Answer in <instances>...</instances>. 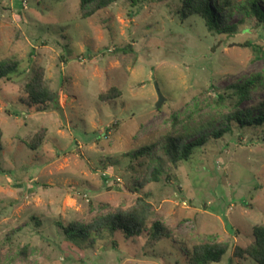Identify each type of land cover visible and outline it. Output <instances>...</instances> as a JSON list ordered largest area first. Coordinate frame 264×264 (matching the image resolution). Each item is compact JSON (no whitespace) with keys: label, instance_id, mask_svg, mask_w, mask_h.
<instances>
[{"label":"rangeland","instance_id":"1","mask_svg":"<svg viewBox=\"0 0 264 264\" xmlns=\"http://www.w3.org/2000/svg\"><path fill=\"white\" fill-rule=\"evenodd\" d=\"M181 5L119 0L83 19L80 0H0V59L19 62L0 83V264H188V251L205 240L229 244L215 264H254L234 251L264 225L260 129L233 125L190 160L168 162L160 182L149 181V156H134L171 131L203 130L230 112L234 84L264 78V58L244 46L264 44V28L220 36L199 16L182 19ZM39 68L61 110L36 112L22 101ZM113 88L118 97L100 99ZM258 102L264 83L240 108L258 111ZM222 126L215 119L206 132ZM42 128V145L30 149ZM140 198L170 237L146 244L106 232L76 244L64 235L71 223L88 225Z\"/></svg>","mask_w":264,"mask_h":264},{"label":"trees","instance_id":"2","mask_svg":"<svg viewBox=\"0 0 264 264\" xmlns=\"http://www.w3.org/2000/svg\"><path fill=\"white\" fill-rule=\"evenodd\" d=\"M119 0H80V11L83 19L89 18L99 11L108 9ZM264 0H182L179 13L182 19L191 15L203 19L209 32L220 36H233L242 30L249 31L250 28H264ZM236 13L241 14L240 20L231 23L230 19ZM249 25L245 28L244 26ZM251 26V27H250ZM244 46L249 47L257 59L264 58V44L251 41L245 42ZM19 72V62L12 58L0 59V83L10 80ZM264 83L261 75H254L252 78L234 84L235 91L232 97L235 100L230 112H222L215 119H220L222 127L206 132L207 125H201L203 130L189 131V134H178L171 131L161 136L158 141L142 150L135 152L134 156L148 155L154 167L150 180L160 182L166 164L169 162L176 167L180 161H188L192 158L196 148L204 146L208 140L222 138L226 133L233 131V125L244 128H257L264 133V104L258 102V111L252 108L241 109L244 102L252 98V93ZM116 92V93H114ZM120 92L113 88L107 93L101 94L103 101L116 98ZM221 100L225 97L219 96ZM22 101L36 112L61 110L58 93L51 88L45 78L44 69L39 68L33 77L24 87ZM202 133L195 137L197 132ZM46 128L36 132L33 138L27 143L30 149L36 150L40 147L46 137ZM2 130L0 129V149ZM155 150L151 153V150ZM161 152V155L156 152ZM156 212L152 205L144 199L129 210H117L113 213L96 218L88 225L71 223L64 228V235L68 240L82 244L92 236H103V233H121L126 239H142L146 244H153L162 239L170 237V228L161 220L156 219ZM254 240L251 244L242 247L237 246L234 251L236 258H249L254 264H264V225L253 227ZM94 241V239H93ZM229 250V244L224 242H213L205 240L192 247L187 253L188 264H215L223 260ZM26 248L22 250L23 253Z\"/></svg>","mask_w":264,"mask_h":264},{"label":"water","instance_id":"3","mask_svg":"<svg viewBox=\"0 0 264 264\" xmlns=\"http://www.w3.org/2000/svg\"><path fill=\"white\" fill-rule=\"evenodd\" d=\"M156 90H157V94H158V97H159V100L156 104V107L157 108H160L165 100V97L164 95L162 94L161 90L159 89L158 85L156 84Z\"/></svg>","mask_w":264,"mask_h":264}]
</instances>
